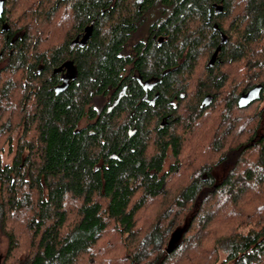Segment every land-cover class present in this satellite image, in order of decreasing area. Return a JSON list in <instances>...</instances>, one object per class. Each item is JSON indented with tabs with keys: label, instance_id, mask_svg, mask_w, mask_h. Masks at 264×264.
Returning a JSON list of instances; mask_svg holds the SVG:
<instances>
[{
	"label": "trees",
	"instance_id": "16d2710c",
	"mask_svg": "<svg viewBox=\"0 0 264 264\" xmlns=\"http://www.w3.org/2000/svg\"><path fill=\"white\" fill-rule=\"evenodd\" d=\"M165 2L3 0L0 264H264V0Z\"/></svg>",
	"mask_w": 264,
	"mask_h": 264
},
{
	"label": "flooded vegetation",
	"instance_id": "af4514ba",
	"mask_svg": "<svg viewBox=\"0 0 264 264\" xmlns=\"http://www.w3.org/2000/svg\"><path fill=\"white\" fill-rule=\"evenodd\" d=\"M135 3L138 6V11L140 13H142V15L144 16L143 19L145 20L144 27H142L141 32L136 35L135 39H137L138 37L140 39V38H146V36H149L148 29L151 25L155 24L157 21H161V22L165 21L168 15L174 14L178 9L177 6H173L169 3H166L165 0H135ZM2 6H3V0H0V17L2 16V13H3ZM213 10L215 13L216 7H213ZM208 12H209L208 19L210 21L211 17H212L211 16V9H209ZM214 26L217 29V25L213 24V27ZM84 35H85V33H82L81 35H78L77 37H80V41H81L82 38L84 37ZM220 36H221V33H220ZM161 37H163V36H161ZM75 39H73V40H75ZM70 46H71V43H70ZM76 46H82V44L80 45V42H79L74 46V48ZM133 47H134V43L130 44V46H128L129 50L132 53H133V51H132ZM57 72H59L60 76H61V82L59 83V85L65 86L68 83H70V81H72L73 78L75 77L74 74L72 73L70 67L67 66L66 62L63 63L59 67L58 70H55L54 73H57ZM134 77L141 79L140 82H142V84H144V88L146 91L145 95H148L150 93V90L153 91L155 89V86H156V80L155 79L143 80V78L140 77V74L138 72H136L134 74ZM146 100H148V98Z\"/></svg>",
	"mask_w": 264,
	"mask_h": 264
},
{
	"label": "water",
	"instance_id": "95a60500",
	"mask_svg": "<svg viewBox=\"0 0 264 264\" xmlns=\"http://www.w3.org/2000/svg\"><path fill=\"white\" fill-rule=\"evenodd\" d=\"M216 11L215 13L218 14L219 12H221L223 10L221 5H216ZM94 24V22L92 23ZM92 33V26L87 27L86 28V33L84 35V37L82 38V40L80 41V37H77L75 40H73L71 42V49L74 48V46L80 42V45H84L89 37V35ZM227 36L224 33H221V41L220 44L217 46V48L215 49L209 63L213 64L217 58V55L219 53V51L222 48V45L224 43L227 42ZM261 92H262V85H256L253 88H251L250 90H248L247 92H243L240 99H239V105L240 107H247L248 105H250L252 102L257 101L259 99H261Z\"/></svg>",
	"mask_w": 264,
	"mask_h": 264
},
{
	"label": "rangeland",
	"instance_id": "374dc122",
	"mask_svg": "<svg viewBox=\"0 0 264 264\" xmlns=\"http://www.w3.org/2000/svg\"><path fill=\"white\" fill-rule=\"evenodd\" d=\"M85 124V122L83 121L81 123V126H83ZM13 156H14V153L11 152L9 150L8 147H6L5 149V152L3 154V163L6 164V163H11L12 162V159H13ZM173 162V157L172 156H169L165 162V165H164V168L167 169L169 168L170 164ZM7 246H8V240L7 238L0 232V253L1 255L3 256V254L5 253L6 249H7ZM225 259V254L222 253L221 254V263L222 264V261Z\"/></svg>",
	"mask_w": 264,
	"mask_h": 264
}]
</instances>
